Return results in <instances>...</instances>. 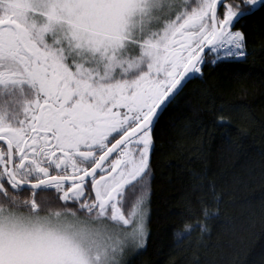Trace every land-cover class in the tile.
Wrapping results in <instances>:
<instances>
[{"label": "snow or ice", "instance_id": "6c2138e0", "mask_svg": "<svg viewBox=\"0 0 264 264\" xmlns=\"http://www.w3.org/2000/svg\"><path fill=\"white\" fill-rule=\"evenodd\" d=\"M258 3L0 0V264H125L146 246L159 119L206 49L246 55L231 29Z\"/></svg>", "mask_w": 264, "mask_h": 264}, {"label": "trees", "instance_id": "16d2710c", "mask_svg": "<svg viewBox=\"0 0 264 264\" xmlns=\"http://www.w3.org/2000/svg\"><path fill=\"white\" fill-rule=\"evenodd\" d=\"M231 30L246 55L208 52L159 119L146 246L125 264H264V3Z\"/></svg>", "mask_w": 264, "mask_h": 264}, {"label": "rangeland", "instance_id": "374dc122", "mask_svg": "<svg viewBox=\"0 0 264 264\" xmlns=\"http://www.w3.org/2000/svg\"><path fill=\"white\" fill-rule=\"evenodd\" d=\"M260 3H258L257 5H259ZM256 5V6H257ZM232 31H237V30H232ZM221 55H222V53H221ZM229 59H231V58H229ZM147 221V220H146ZM136 250H138V249H136V248H134V247H129V249L126 251V255H125V260L132 254V253H134Z\"/></svg>", "mask_w": 264, "mask_h": 264}, {"label": "water", "instance_id": "95a60500", "mask_svg": "<svg viewBox=\"0 0 264 264\" xmlns=\"http://www.w3.org/2000/svg\"><path fill=\"white\" fill-rule=\"evenodd\" d=\"M225 1H226V0H225ZM205 51H206V53H208V52H209V50H208V49H206ZM190 79H191V78H190ZM190 79H189V80H190ZM189 80H187V81H186V82L183 84V86H182L181 90L184 88V86L186 85V83H187ZM181 90H180V91H181ZM180 91H179V93H180ZM179 93H178V94H179Z\"/></svg>", "mask_w": 264, "mask_h": 264}, {"label": "flooded vegetation", "instance_id": "af4514ba", "mask_svg": "<svg viewBox=\"0 0 264 264\" xmlns=\"http://www.w3.org/2000/svg\"><path fill=\"white\" fill-rule=\"evenodd\" d=\"M226 2V1H225ZM262 3H260L259 5H261ZM223 9V8H222Z\"/></svg>", "mask_w": 264, "mask_h": 264}]
</instances>
